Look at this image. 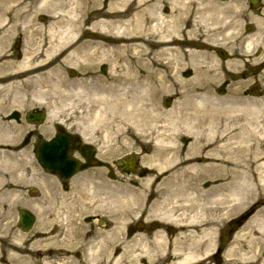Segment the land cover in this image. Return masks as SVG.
Wrapping results in <instances>:
<instances>
[{"label":"rangeland","instance_id":"obj_1","mask_svg":"<svg viewBox=\"0 0 264 264\" xmlns=\"http://www.w3.org/2000/svg\"><path fill=\"white\" fill-rule=\"evenodd\" d=\"M5 1L3 0L0 4V62L10 65L11 70L7 67L6 71L8 74H14L22 71L20 66L25 58H30L31 54L41 52L47 47V29L44 30V26L49 14L44 10L42 0H11L8 3ZM59 1L66 2V0H56V2ZM99 1L97 9L111 6L116 11H126V16L151 12L159 18L160 23L173 22L174 26H180L182 19L190 13L191 17L187 22L188 29L193 26L194 18L198 16L194 11L192 12L193 0H125L123 3L122 0ZM206 2L216 8V16L220 20L215 26L217 28H214V43L207 49L210 55L209 65L215 66L214 73L217 75L216 80L212 82L213 92L223 97L231 90H237V97L241 104L246 105L247 108L259 106L264 101V69L257 75H252L251 69L264 63V0L256 7H250L246 0H206ZM17 14L20 16L18 21L14 20V16ZM76 15L78 18L82 17L79 13ZM83 18L86 19L85 27H91V20ZM226 22L232 24L233 29L225 32L222 27ZM208 23L207 21L197 22L198 32L194 41H175L171 47L189 49L194 52L204 50L198 41H202L206 36ZM258 26L262 27L263 33L254 42L255 37L252 36L255 35ZM33 31L37 32L34 37L31 36ZM226 33L232 34V38L225 40ZM91 36L90 33L85 34L75 45L87 41L102 42L99 36L97 38H91ZM39 44L43 46L41 49L37 48ZM102 44L107 47L97 46L95 49L96 46L88 45L86 51L89 49L88 53L91 56L86 59L81 57L74 59L69 64L63 62L65 56L63 51L68 46L64 50L50 51L49 58H53V60L46 69H53L56 65L61 66L52 76L58 83L56 86H52L54 84L48 82L40 85L32 84L33 82L28 79L29 76L26 81V76L21 75L12 80L13 85L9 89L0 90V152L5 151L8 156L11 155V167L14 169L13 181L0 182V264H50L58 260L56 258H62L59 259V262L67 261L66 263L69 264H140L134 258L127 257L125 251L116 252V248L120 245L116 242V236L112 234L109 236V214L104 212H101L104 215H101L99 220L105 221L106 226L100 227L98 221L93 223L95 233L91 238V249L86 253H81L79 250L80 257L71 253H63L59 257H56L57 255L52 252L46 253V251L52 250V243L46 241L40 234L43 232V222L39 221L28 231L19 226L17 216L21 209H30L37 221L45 220L42 188L46 178L44 179V173L36 165L35 159L31 163L30 148L25 145L24 138L28 130H35L34 140L37 135L46 137L53 134L56 126L66 131L79 133L81 136H87L88 140L97 144L99 150H109V153L100 154L104 161H109V165H113L114 178L110 179L109 177V181H148L147 178H142L139 175L124 177L122 171L115 167L116 161L127 155L137 157L141 161L138 166L141 169L148 168L146 166L148 162L158 164L161 160L159 153L172 158L176 154L175 145L179 146L184 154L194 151L188 147L190 141L183 139V134L175 135L170 119L171 113L174 112L177 102L180 100L179 94H176V91L183 90L180 87L168 88L166 92L158 95L154 105L160 120L154 122L149 120V127H153V130H147L143 125L132 130L133 127H130L119 117L114 118L109 112V107L92 101L94 87L97 85L107 87L111 74L115 73L112 70L113 64L109 61V41H104ZM219 49L227 53V59H221L217 55ZM45 56L46 54H42L40 59H48ZM168 60L170 67L173 68L182 63L179 54L174 59L171 53L161 58L163 63ZM186 69L187 66L178 71L177 77L183 80L191 78L193 70L189 68L185 71ZM175 72L176 69L168 71V73ZM167 87L168 84H165V88ZM252 87H256V92L251 91ZM34 89L42 92L41 96H36L38 91L36 92ZM7 90L12 91L11 96L8 97L9 102L4 94ZM165 99H170L169 105H165ZM87 106L91 109L89 110ZM34 107L43 109L47 113L42 126L37 124L31 126L25 121L16 124L13 121L7 122L3 118L13 110L25 113ZM169 141H172L170 147H168ZM102 172L103 180L109 182L105 178L104 171ZM138 172L139 170L135 169L133 173L137 174ZM177 172L178 170L173 167L166 168L159 174L153 171L154 175L150 181L153 179L152 181L158 180L163 184H173L155 186V188H161V191L164 188H171V191L177 192L178 195H185V192L191 194L193 201L190 210L193 215L198 209L204 212L209 209L214 217L215 214L218 216L213 236V248L209 252L210 257L205 264H216L212 254L217 246L222 250V255L219 258L221 264L234 262L237 258L235 249H239V251L241 249V252H238L246 259L243 264H264V257L259 258L256 253L259 251L260 245L255 241L257 238L260 239V233L257 229H255L256 231L252 229L256 213L264 208V186H261L260 183L258 188L251 189L248 200H243L241 208L231 214H226L232 208L229 204L231 207L225 209L228 205L226 195L233 189L228 180L220 181L219 178L205 174L203 171L196 172L194 175L188 171L177 175ZM100 174L98 170L96 173L98 182H101ZM171 175V179H167ZM46 181L48 180L46 179ZM218 184H223L225 190L220 192V205L216 209L214 201L217 195H206L204 192ZM226 186L228 190H226ZM10 190H14L12 194L8 192ZM202 191L203 194H201ZM6 192L8 193L5 194ZM181 202L178 201V203ZM106 207H109V203L106 204ZM213 209L217 212L214 213ZM84 214L86 213L81 212V216ZM241 215H247V221L234 233L229 234L228 223ZM204 216L210 217V213ZM249 232L250 234H247ZM80 233L81 231L76 232L78 237ZM242 236H245L246 239ZM82 239L83 232L81 233ZM250 240L251 245L248 243ZM148 261L149 263L144 264L161 262L160 259ZM171 264H176V262L172 261Z\"/></svg>","mask_w":264,"mask_h":264},{"label":"bare ground","instance_id":"obj_2","mask_svg":"<svg viewBox=\"0 0 264 264\" xmlns=\"http://www.w3.org/2000/svg\"><path fill=\"white\" fill-rule=\"evenodd\" d=\"M2 1L0 0V4ZM99 2V0H66V2L42 0L44 10L50 15L44 26V30L47 29V47L41 52L31 54L30 58H25L20 66L21 72L8 74L6 70L7 67L11 70L10 65L0 62V90L9 89L13 85L12 80L21 75L26 76V81L29 76L28 79L33 82L32 84L40 85L48 82L56 86L58 83L52 76L60 65L46 69L53 60L49 58L50 51L64 50L68 46L63 51L65 54L63 62L69 64L74 59L80 57L86 59L91 56L88 53L89 49L86 51L88 45L96 46L95 49L97 46L103 48L107 46L102 42L109 41V61L113 64L112 70L115 73L111 74L107 87L100 85L94 87L92 101L109 107L113 117H119L133 127L132 130H136L140 125L146 126L147 130H153V127H149V120L150 122L160 120L154 105L158 95L166 92L168 88L183 89L181 92L175 90L180 100L170 119L175 135L183 134V139L190 141L188 147L194 151L184 154L181 148L175 145L176 154L172 158L159 153L161 162L159 161L158 164L150 162L147 166L150 171L158 174L166 168L173 167L178 170L177 175L183 171H188L192 175L203 171L205 174L219 178L220 181L228 180L233 189L231 188L232 191L226 195L228 205L225 209L231 206L232 208L226 214L239 210L243 200H248L251 189L258 188L260 183L264 186V101L259 106L247 108L237 97V90H231L223 97L213 92L212 82L216 80L217 75L214 73L215 66L209 65L210 55L207 49L214 43V28H217L215 26L220 22L216 16V8L206 0H193L192 12L194 11L198 16L194 18L193 26L188 29L190 13L182 19L180 26H174L173 22L160 23L159 18L151 12L126 16V11H116L111 6L97 9ZM123 2L125 0H122ZM76 13L81 14L82 17L78 18ZM83 17L91 20V27H85L86 19ZM19 18V14L14 16V20L18 21ZM196 20L209 22L206 36L202 41H198L204 50L194 52L171 47L175 41H194L198 32ZM222 28L225 32L233 29L229 22L224 23ZM87 33L92 35L91 38L99 36L102 42L87 41L75 45ZM262 33V27L258 26L255 35L252 36L255 37L254 42ZM36 34L37 32L33 31L31 36L34 37ZM232 36L226 33L224 39ZM41 47H43L41 44L37 46L38 49ZM170 53L173 59L177 54L182 58V63L176 68L170 67L169 60L165 63L161 61V58ZM42 54H46L45 57L49 60L40 59ZM185 66H187L185 71L189 68L193 70V76L183 80L177 77V73ZM169 69H176V72L168 73ZM165 84H168L167 88ZM11 92L7 90L4 94L8 98ZM41 93L38 91L36 96H41ZM88 109L90 110L91 107ZM171 142H168V147L171 146ZM10 157L7 152H0V182L13 181L14 169L11 167ZM171 177L172 175L167 179L170 180ZM146 180H150L149 175ZM223 190H225L224 185L218 184L204 192L206 195H217L214 201L216 209L219 208L220 192ZM226 190H228L227 186ZM13 191L8 192L12 194ZM182 197L186 208L180 207L176 212V218L177 216L180 218L175 221L181 225L178 228V247L172 254L173 259H176V264H205L213 248L218 216L215 214L214 217L209 209H206L207 212L198 209L193 215L190 210L192 206L189 207L192 205V195L185 192ZM180 199L178 197V200ZM213 212L217 211L213 209ZM203 213L204 215L210 213V217L202 216ZM158 216L171 215L164 213ZM254 219L252 229H257L260 233V239L257 238L255 241L260 245L256 253L261 258L264 257V208L256 213ZM242 237L246 239L245 236ZM248 243L251 245V240ZM238 251L239 249H235L237 258L229 264H243V261H246L239 254L241 249Z\"/></svg>","mask_w":264,"mask_h":264},{"label":"flooded vegetation","instance_id":"obj_3","mask_svg":"<svg viewBox=\"0 0 264 264\" xmlns=\"http://www.w3.org/2000/svg\"><path fill=\"white\" fill-rule=\"evenodd\" d=\"M12 115L20 120L17 113ZM55 129L53 134L46 137L37 135L36 140L34 129L28 130L25 135V145L30 148L32 159L45 141L60 138L58 144L63 142L66 145L64 159L58 160L63 169L55 172L43 170L44 179L48 180L45 179L42 189L45 212L43 234L44 239L52 243L49 252L77 254V249H91V238L95 233L93 223L98 221L100 227H105L106 222L99 220L104 215L101 212H104L109 214V236H116V242L120 245L116 248L117 253L125 251L127 257L134 258L140 264L159 259L161 262L157 264H171L172 254L178 247L179 227L174 222L177 208L170 191L155 188L171 184L158 180L109 181V177L114 178L113 165L100 157L109 150H99L97 144L88 140L87 136L64 131L60 127ZM139 162L137 159V164ZM117 169L122 171L119 167ZM136 169L139 170L137 174L133 173L134 170L131 174L124 173V177L139 175L147 178L151 174L145 168ZM98 170L101 182L97 181ZM73 171L74 174L68 178L64 176ZM102 171L109 182L103 180ZM107 203L109 207H106ZM81 212L86 214L81 216ZM164 213L171 216H158ZM78 231L83 232L82 240L81 233L79 237L76 234Z\"/></svg>","mask_w":264,"mask_h":264},{"label":"water","instance_id":"obj_4","mask_svg":"<svg viewBox=\"0 0 264 264\" xmlns=\"http://www.w3.org/2000/svg\"><path fill=\"white\" fill-rule=\"evenodd\" d=\"M250 1H251V3L253 2V0H250ZM219 53H220V55L222 57H225V53H223V52H219ZM36 117H39L40 120H41L43 118V115L40 114V115H38ZM46 147L47 148L50 147V149L53 150L56 146L53 143H48V144L45 143V144H43V146L40 149V153H39L38 159H39V161H40V163H41L42 166H48V167H51L53 169H56L57 167H54V165H47V164L42 163L41 161H42L43 157H45V156H49V158H55V157L58 158V159L63 158L64 157L65 150H66L65 143L60 142L59 146H57L54 149L53 152L45 151ZM56 149L59 150V152H56ZM56 164H57L56 166L62 165V163L57 162V161H56ZM21 221H22V223L24 222V227L27 229V228H29L32 219L29 218V217H27L26 214L22 213V215H21ZM230 226L232 227V230L231 231H233L236 228V224L235 223H231Z\"/></svg>","mask_w":264,"mask_h":264}]
</instances>
